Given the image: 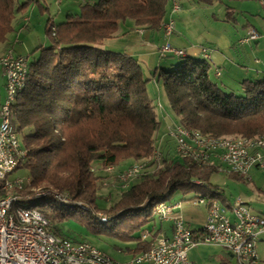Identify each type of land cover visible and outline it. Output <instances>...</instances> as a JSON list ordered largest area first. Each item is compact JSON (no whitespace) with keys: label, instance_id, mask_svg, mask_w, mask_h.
Returning <instances> with one entry per match:
<instances>
[{"label":"trees","instance_id":"trees-1","mask_svg":"<svg viewBox=\"0 0 264 264\" xmlns=\"http://www.w3.org/2000/svg\"><path fill=\"white\" fill-rule=\"evenodd\" d=\"M171 1L80 2L78 11L66 14L64 21L55 25L47 20V43L34 49L39 52L37 59L29 62L26 55L27 73L10 106V123L26 149L25 163L15 168H29L30 185L20 190L22 197L16 204L39 211L58 235L64 236L55 222L75 218L93 233L117 237L132 256L146 250L159 232L154 209L170 202L175 190L199 194L184 201L196 197L222 200V192L210 182L218 172L214 166L188 163L176 155L174 144L176 157L172 156L168 138L159 145V152L156 141L160 137L162 142L163 136L157 133L161 122L147 92L149 80L162 83L171 119L185 128L213 136L264 135V77L225 87L211 80L208 58L185 53L176 55L182 59L172 68L146 75L133 55L103 47L127 19L136 27L156 30L168 7L171 11ZM31 4L47 9L40 0H0V43L13 30L16 14L24 20ZM24 129L29 133L22 135ZM156 152L161 153L158 161ZM136 161L152 165L143 167L117 201L101 208V169L145 164ZM230 172L226 171L243 177ZM33 187L62 191L71 202L35 198ZM98 212L106 213V220ZM144 229L150 237L142 240Z\"/></svg>","mask_w":264,"mask_h":264},{"label":"built area","instance_id":"built-area-1","mask_svg":"<svg viewBox=\"0 0 264 264\" xmlns=\"http://www.w3.org/2000/svg\"><path fill=\"white\" fill-rule=\"evenodd\" d=\"M179 8L180 6L171 4V12H177ZM173 32L174 22L169 16V23L166 28H162V33L165 37H169ZM258 36V32L250 29L246 36L240 38L239 42L254 40ZM182 51L184 50L172 46L167 41L159 48L160 56L166 54L176 56ZM201 51L206 54L207 49L202 47ZM26 59L25 55H15L13 52L2 55L0 67L5 80V96L6 89L11 86L12 81L18 80L20 77ZM6 105L4 98L0 104V112H4V126H0V178H6L7 183L8 180L17 179V176L12 177L16 171V168H12V159H21V163H25L26 158L21 155L20 145L15 143V135L11 134L8 116L5 113ZM172 127H176V125L171 121L167 122L166 132L162 136L171 139L175 153L180 158V149L183 147L178 143V135H183L182 130L179 129V134H172ZM216 149H225V156L218 157L227 158V163L245 164L246 175L252 167L264 170V146H259L247 153H240L239 147L229 148L217 145L216 148H213L215 154ZM226 149H233V156H226ZM190 150H192V155H201L194 152V149ZM204 156L206 158V155ZM150 165L152 162L143 164L141 167L127 169L121 176L124 179H134V176L140 175L143 167ZM2 166H9V173H2ZM192 202L205 206L207 210L199 236L192 233L178 213L176 208L179 206V202L161 204L154 209V214L159 216L160 222H171V235L156 233L151 237L149 247L130 256L125 260V264H192L188 258V250L197 244L199 238H207L210 240V244L218 245L228 251L232 258L238 257V254H245L246 264H264L257 250V241L261 235H264V216L253 213L250 206L240 198H235L230 206H223L216 200H203L199 197L194 198ZM7 204L8 202L0 201V264H66V260H55L53 256L47 255L38 242L33 240L34 232H26L10 226V222L5 218V205ZM20 210L23 213V219H29L26 208H20ZM35 232L40 231L35 229ZM43 234L48 237V233ZM148 237L150 236L147 229L140 232V239L144 240ZM62 250L67 255L79 258L80 264H83V257H87V255L79 256L77 249L62 247Z\"/></svg>","mask_w":264,"mask_h":264},{"label":"rangeland","instance_id":"rangeland-1","mask_svg":"<svg viewBox=\"0 0 264 264\" xmlns=\"http://www.w3.org/2000/svg\"><path fill=\"white\" fill-rule=\"evenodd\" d=\"M19 1L23 2L24 0H19ZM86 1L94 2L97 0H60V1L40 0L41 4L43 6H46L47 9H41L37 4H31L28 8V11L26 13V18L24 20L21 18V15L19 13L16 14L15 19L13 21V30L6 35L5 42L0 43V56L7 49H10L7 48V43H6L7 41H9L10 43L14 44L15 51L11 50L14 54L16 51L17 52L20 51L22 55L28 56L29 62L33 61L34 59H37L39 52L38 50L34 51V49L39 45L43 46L47 43V38L45 35V26L47 20L49 19L51 22H53L56 25L66 19V14L74 13L78 11V6H79L78 4L80 2H86ZM175 1H176L175 3L179 4L180 8L177 12H172L170 14V17L173 19L174 22V32L170 35L171 36L170 40H173L174 39L173 36H176V37H181L182 39L184 38L189 39L193 42H197V41L204 42V37L209 32L219 33V32H227L228 30L230 31L232 29L234 31L236 29L240 30L241 29L240 23L245 19H248L251 23L258 26L261 34L264 35V21H262V18H259L261 17L262 14H264V10H262L261 12L255 15H248L237 12L235 13L237 23H230L224 18L225 17L224 0H215L211 5H207V4L205 5L204 3H200L195 0H175ZM171 4H173V2ZM213 13L215 15V19L212 16ZM130 24H131V20L127 19L123 23H120L119 27L128 28ZM128 31L131 30L128 28ZM156 35H157L156 41L157 43H160L162 41V37H160L159 34ZM169 37H165L166 40H164V42H162L161 45L165 43V41L171 44V42L168 40ZM122 42H124V38L121 39L119 38V39H115L113 44L119 45ZM256 55L259 57V59L264 60V49H260V52ZM181 59H182L181 56L179 57L172 56L171 54L160 56L158 60L160 62V65L158 66L157 71L160 68H166V69L172 68L173 66L177 65L181 61ZM209 76L211 80L219 83L220 81L219 77H214L211 72H209ZM2 85H3L2 80L0 79V104L1 101H3V99L5 98V89ZM146 88L148 95L151 98V103L156 105L155 110L161 122L160 127L157 130V133L158 135L160 134L163 135V133L166 132V125L164 123L160 111L165 110V112L168 114L169 117L171 116V118H173L172 117L173 114L169 108L167 97L165 95L162 83L161 82L156 83L154 80H149L146 82ZM171 118H169L171 123L175 124L176 122L172 121L173 119ZM29 131H30L29 129L22 130V135L29 133ZM218 136H232V135H218ZM159 138L158 141H156V144L160 152L159 145L165 142L166 136L163 137L162 142L159 141L160 140ZM169 143L171 147V150H169L170 154L176 157L175 153L172 151L173 142H169ZM155 149H157V147ZM159 158H161V156H159ZM136 162H143V161H136ZM143 163L146 164V162ZM130 165H128L127 167H129ZM160 165L161 164H159L158 166ZM108 167H112V166H108ZM119 167L121 166L120 165L116 167L113 166L112 169H107V167L106 168L104 167L99 172L101 175L105 176V177L102 176L103 180H102L101 188L98 192L101 196L99 199L101 208L108 207L110 204L117 201L122 190L127 188L133 181L137 179V178L131 179L129 180L128 183H123L122 181H119L117 179L118 174H120V172H122L127 168L124 167V169L123 168L120 169ZM91 170H95V169L92 167ZM152 170L153 167L150 168L148 172ZM224 170L225 169L222 168V170H218V172L213 174L210 178V182L212 184H217L220 187H222L230 198L237 195L240 192L246 191L248 192L249 198L252 201V206L254 207L264 206V187L260 189L256 187L253 184V182L233 181L230 177H228L229 172L226 173V171ZM96 171L97 170H95V172ZM2 173H9V166H2ZM260 174H261L260 180L262 183H264V172H260ZM240 175L249 178V176L246 174L245 175L240 174ZM15 176H17V178H22V179L29 178L28 181L29 183L27 186L30 185L29 168L21 167L17 169L12 174V177ZM31 190L33 191V197L35 198L48 197L62 204H70L71 202L70 201L69 203L68 202L64 203L59 199V197L57 196L58 194H65V193H61L62 191L55 193V191L53 192L52 189L43 190L41 188H34V187L31 188ZM20 194L22 195V192H20ZM49 194L53 195V197L48 196ZM195 195L199 196V194H196L195 192H190L187 195H183L182 192L179 189H177L171 194L169 201L174 203L183 198H190ZM65 196L68 197V195ZM199 198H206V197H199ZM106 215L107 214L104 212H98L97 214L99 218L100 217L107 218ZM55 227L60 232V234L68 237L69 239L76 241H88L92 245H94L98 250H100L101 252H103L104 254L115 260L123 261L130 257L129 255L126 254L124 250V245L118 240L117 237L108 233H102V232L93 233V231H91L89 228H87L84 224H82L79 220L75 218H69L62 221L61 220L57 221L55 222Z\"/></svg>","mask_w":264,"mask_h":264},{"label":"crops","instance_id":"crops-1","mask_svg":"<svg viewBox=\"0 0 264 264\" xmlns=\"http://www.w3.org/2000/svg\"><path fill=\"white\" fill-rule=\"evenodd\" d=\"M214 1L215 0H212L211 3L204 4L211 5ZM172 2L176 1L172 0L170 3ZM224 4V18L230 23H237L235 16V13L237 12L255 15L264 10V0H224ZM228 10L231 11V13L228 14ZM171 13L170 7H168L163 20L167 19ZM212 16L215 19L214 13ZM259 18H262V21H264V14ZM130 25L128 28L131 31H128L127 27H119L114 36L104 41L103 47L133 55L143 66L144 73L148 75L149 72L154 71L160 65V62L158 61L160 57L159 48L166 38L160 27L156 30H146L142 27L134 26L132 21ZM240 28V30L236 29L235 31L232 29L227 32H209L204 37V42H193L189 39H182L181 37L176 36H173V40H170V36L168 40L171 42L172 46L183 49L185 55L208 58L212 63L210 72L214 77L220 78V84L225 87H236L237 83L243 79H260L264 77V60L259 59L256 55L260 52V49H264V35L259 31V27L251 23L248 19H245L240 23ZM250 29L259 33L258 38L243 43L239 42L240 38L246 36ZM156 34H159L160 37H162L160 43H157L156 41ZM119 38H124V42L119 45L113 44L114 40ZM6 43L7 48H10L6 51H15L13 43H10L9 41ZM202 47L207 49L206 54L202 53ZM15 54L22 55L20 51H16ZM0 79L2 80V86L4 87L5 80L1 70ZM160 112L166 125L167 122H170L169 118L171 117L168 116L165 110H161ZM160 136H162V134H160ZM119 168L122 169L124 166ZM260 172H264V170L252 167L248 171L249 178H245L244 176L239 178L230 176L229 174L228 177L233 181L253 182L256 187L261 189L264 187V183L260 180ZM217 186V190L221 191L223 194L222 200L215 198L217 202L228 206L235 198H240L250 206L253 213L264 216V206H252V201L249 198L248 192H240L230 198L222 187L219 185ZM176 202H179V206L176 208L178 213L184 219L187 226L192 230V233L195 236H199L206 216V207L200 204H195L189 200H179ZM155 223L157 225L156 227L159 228V232L166 236L171 235L172 230L170 221L160 222L156 220ZM257 250L262 263H264V235H261L257 241ZM188 258L192 264H234L233 258L228 251L218 245L210 243H197L192 246L188 250Z\"/></svg>","mask_w":264,"mask_h":264},{"label":"bare ground","instance_id":"bare-ground-1","mask_svg":"<svg viewBox=\"0 0 264 264\" xmlns=\"http://www.w3.org/2000/svg\"><path fill=\"white\" fill-rule=\"evenodd\" d=\"M172 6H179L177 3L173 2ZM169 23V18L163 20L160 23V28H166ZM12 53L10 50L6 51L2 55ZM184 52H180L177 55H183ZM2 55L0 59H2ZM27 73V62L21 69V75L18 80L12 81L11 86L6 89L5 96V113L8 116V124L11 130V134L15 135L16 145H20L21 155L26 158V149L23 147L18 134L15 132L14 128L10 123V106L14 102L15 94L17 90L21 88L24 83ZM0 126H4V112H0ZM176 127H172V134H179V129L182 130L183 135H178V143H180L183 149H180V156L184 157L191 164L197 166H214L217 170L231 171L236 174H246V165L242 163H227V158H222L218 156H225V149H216V154L213 153V148L217 145L221 147L237 148L239 147L240 153L250 152L252 149H257L259 146H264V135L254 136V137H242L238 135L232 136H213L209 134H203L195 129H188L175 123ZM201 155H192V150ZM206 155V158L205 156ZM226 156H233V149H226ZM155 160H159V154L155 153ZM21 164V159H12V168ZM143 166L141 163H133L125 170L118 174L117 179L123 183H128L129 180L133 178H122L121 174L127 169L134 167ZM222 166V167H220ZM107 169H112V167H107ZM143 170V168H142ZM107 171V170H106ZM117 175V174H116ZM138 176V175H137ZM137 176H134L137 177ZM29 178L22 179H12L8 180L6 183V178H0V201L8 202L5 205V218L10 222V226L15 229H20L26 232H34L33 240L38 242L41 249L47 252V255L53 256L55 260H66V264H80V259L76 258L74 255H67L62 250V247H67L68 249H77V254L83 257V264H125V260L119 261L115 260L100 250H98L94 245L88 241H74L67 237L56 234L49 222L39 211L33 208H28L22 205L16 204L17 201L22 197L20 190L28 187ZM197 182V181H195ZM127 185V184H126ZM125 185V186H126ZM54 192V191H53ZM56 193V192H55ZM50 195V194H49ZM66 194H58L57 196L64 203H69L70 200ZM42 196V195H40ZM53 197V195H51ZM19 198V199H18ZM56 198V197H54ZM58 199V198H57ZM203 200H215L211 198H201ZM217 202V201H216ZM168 202H161L158 204H167ZM157 206V207H158ZM225 206V205H223ZM230 206V204L228 205ZM156 207V208H157ZM20 208H26L27 216L29 219H23V213ZM36 210V211H35ZM159 220V216H156ZM102 217L101 220H104ZM35 229L40 232H35ZM43 233H48V237L44 236ZM197 243H210L207 238L197 239ZM234 264H246L245 254H238V257L233 258Z\"/></svg>","mask_w":264,"mask_h":264}]
</instances>
